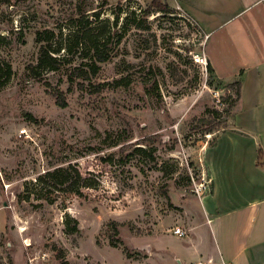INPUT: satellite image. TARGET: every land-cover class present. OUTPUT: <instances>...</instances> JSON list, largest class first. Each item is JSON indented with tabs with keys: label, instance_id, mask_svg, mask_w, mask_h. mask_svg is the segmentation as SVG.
Here are the masks:
<instances>
[{
	"label": "rangeland",
	"instance_id": "1",
	"mask_svg": "<svg viewBox=\"0 0 264 264\" xmlns=\"http://www.w3.org/2000/svg\"><path fill=\"white\" fill-rule=\"evenodd\" d=\"M152 1L0 0V62L12 69L0 85V264H219L201 254L207 227L193 228L215 143L198 119L229 126L236 87L207 72L196 23ZM118 6L95 75L75 48L58 70L34 69L37 32L68 43L78 18L112 23ZM55 168L66 182L49 192L36 179Z\"/></svg>",
	"mask_w": 264,
	"mask_h": 264
},
{
	"label": "crops",
	"instance_id": "2",
	"mask_svg": "<svg viewBox=\"0 0 264 264\" xmlns=\"http://www.w3.org/2000/svg\"><path fill=\"white\" fill-rule=\"evenodd\" d=\"M164 1L205 34L214 78L241 81L229 126L211 134L214 146L202 155L210 191L191 202L194 230L207 227L211 237L201 254L210 263L264 264V166L257 164L259 147L264 162V0Z\"/></svg>",
	"mask_w": 264,
	"mask_h": 264
},
{
	"label": "trees",
	"instance_id": "3",
	"mask_svg": "<svg viewBox=\"0 0 264 264\" xmlns=\"http://www.w3.org/2000/svg\"><path fill=\"white\" fill-rule=\"evenodd\" d=\"M152 7L163 11V12H171L168 4H160L159 1L153 0L151 3ZM120 7H117V11H115V19L112 23L109 21L102 22L99 19V13L95 12L93 17L88 19V17L81 16L75 21V23L71 26V35L70 39L67 42L55 41L54 31H45L47 34L44 36V32L36 33V42L39 43V51H38V62L37 65L34 66V69H50V70H58L62 66V61L64 60L63 56H60L59 53L63 49L67 54L72 53L75 48L78 50L79 55L82 58H87V67L90 68L92 74H96L98 72L99 64L105 62L109 58L108 52V44L113 35L109 34V30L114 29L118 25ZM149 9L144 10V14L149 13ZM94 23L92 26L91 24ZM107 29V31H106ZM72 39V40H71ZM32 73L35 77H37V73L33 68ZM79 67H75L74 72L78 75L85 73L82 70L79 71ZM206 70L208 73L212 74L214 78L213 69L210 65V62H206ZM79 71V73H77ZM12 74V69L9 64L0 62V85L7 82ZM86 74V73H85ZM119 84L121 83L119 80H116ZM228 86H235V94L236 99L232 100L230 103V108L235 107L241 97V81L240 79L229 83ZM62 94L57 95V102L60 105H64L65 102L61 98ZM227 98H231V95H228ZM211 114L216 113L217 111H209ZM210 114V115H211ZM209 117L199 118L198 121L201 123L202 132L205 134L214 133L218 130L225 128L221 124H213L211 121L207 120ZM139 152H145V149L142 147H137L136 149ZM262 149L259 147L257 151V164L260 166H264V162L262 161ZM63 168H55L52 171H47L45 175L39 176L36 179V183L39 184H48V191L54 192V190L59 189L60 184H64L66 182V177H64ZM71 188V187H69ZM49 199V198H48Z\"/></svg>",
	"mask_w": 264,
	"mask_h": 264
},
{
	"label": "built area",
	"instance_id": "4",
	"mask_svg": "<svg viewBox=\"0 0 264 264\" xmlns=\"http://www.w3.org/2000/svg\"><path fill=\"white\" fill-rule=\"evenodd\" d=\"M20 132H21V134H25V130L24 129H22ZM210 188H211L210 179H209L207 173L205 171H202L200 173V176H199L198 180L194 182V189L193 190H194V192L197 195H202V194H205V193L209 192ZM172 232H173L174 235H176L178 237H182V236L186 235V230H184L180 226H176L172 230Z\"/></svg>",
	"mask_w": 264,
	"mask_h": 264
}]
</instances>
